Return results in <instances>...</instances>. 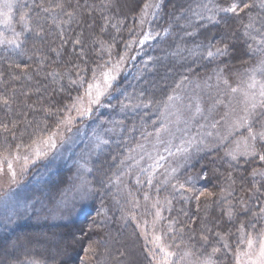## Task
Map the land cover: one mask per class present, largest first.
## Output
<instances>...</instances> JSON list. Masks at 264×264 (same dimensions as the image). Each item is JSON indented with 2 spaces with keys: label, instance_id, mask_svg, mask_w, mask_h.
<instances>
[{
  "label": "trees",
  "instance_id": "obj_1",
  "mask_svg": "<svg viewBox=\"0 0 264 264\" xmlns=\"http://www.w3.org/2000/svg\"><path fill=\"white\" fill-rule=\"evenodd\" d=\"M230 1L228 0L227 3ZM34 2L39 3L40 0H26L23 4L32 5ZM192 2L193 0H162V7L159 8L152 22V30L163 33L159 42L168 45L170 42L179 41L191 45L198 42L200 38L205 43L211 40L218 46L228 44L229 55L219 59L225 60L230 65L243 62L248 57L245 54L246 44L241 35L240 22L231 14L222 17L219 23L208 24L206 28H200L201 22H194L197 29L196 36L193 39L180 40V25L184 24V20H170V17H176L181 7H187ZM217 2L223 5L226 0H217ZM144 3L145 0H65V12L76 9L71 20L64 15L57 16V19L62 22L59 27L43 19L35 22L29 21L33 29H36L37 23L43 25V36L37 38L34 32L26 33L27 42L24 53L18 55L12 53L11 49L9 52L11 53L10 61L20 63L21 67L24 64L31 65V80L23 76L19 80H13L12 76L20 75L19 70H10L8 62L0 58V74H2L0 75V94L15 92L16 97L10 111L0 108V123H8L10 128L15 123L17 139L12 142L13 150L16 144L22 146L33 144V141L46 137L56 127L58 117L48 115L43 109L55 112L58 108L69 105L73 98L82 93L83 89L78 91L70 89L68 74H71V79H77L76 73L80 70L81 74L87 71L88 77H91V69L99 61L102 43L108 48L114 45L110 49L116 55L125 52L126 45L132 37L136 17L141 12ZM26 10V8H19L20 13ZM106 17L110 18L107 24L105 23ZM170 23V34H164L163 30L168 28ZM187 30L192 31L191 28ZM61 32L63 39L60 37ZM76 39H80L82 44H73L72 42ZM52 49L57 51L54 52ZM82 49L83 55H81ZM5 55L8 54L4 53L3 46H0V57ZM42 58L43 65L38 70L37 65L40 64ZM158 62L162 61L158 60ZM173 66L170 65V68ZM192 66L191 73L198 74V70L205 69V67L202 69L201 66L198 67V63ZM156 70L159 72L158 76L162 74L159 69ZM178 70L179 68H176L168 74L175 78ZM162 71L165 70L162 69ZM48 72L56 75H46ZM146 80H149V75ZM140 84L142 86V81ZM167 86L172 87L168 84ZM148 88L150 87L143 91V98L144 100L151 99L155 103L160 89L150 94L147 91ZM29 105L32 107H28ZM5 135L10 139L12 132L4 133L0 130V139H3ZM5 153H7L6 148L0 147V156ZM120 155L121 153L116 152L115 156H111V153L105 151L95 161L91 170V178L97 193V201L103 197V190L110 193L106 181L116 168ZM221 157L220 154L208 152L202 154L194 162L202 175V177L199 176L202 187L204 185L203 190L207 189L213 193V196H202L197 202L185 201V199L176 197L171 210L167 212L177 229L186 228L185 245L190 253H195L193 255L195 258L201 256L202 253L210 252L212 247L220 246L215 233L228 236L236 232L241 221L251 218V212H248L247 215L234 216L229 221V218L224 215L226 204L219 203L224 201L219 195L222 188L228 191L230 190L228 186L231 185L234 193L229 201L237 203V210H239L238 201L241 199L249 201L251 195L254 183L250 175L252 169L264 167V164L249 163L245 166V159L232 163V161L222 160ZM217 173L221 175V179H218ZM229 173H231V180L227 179ZM256 183L259 186L262 183L261 179L256 178ZM263 198L264 189L259 195V200ZM254 199L257 198L250 200L251 205L254 204ZM259 227H264L262 220ZM138 233L135 225L130 222L109 231L105 224L97 218L92 219L87 214L64 223L18 225L12 230L0 233V264H18L19 261L25 259L36 260L44 264H149L147 245ZM202 233L209 235V243L206 246H202L203 242L200 241ZM189 236H194V239L189 241ZM11 242H15L16 247L11 251H6V246ZM229 243L234 251L238 243L237 236H230ZM41 246H44L43 250L38 248ZM89 246L97 250L95 256L85 251ZM51 248L55 251L49 252ZM197 249L200 251L197 252ZM213 260L216 264H232L233 262L231 255L226 258L222 253L214 256Z\"/></svg>",
  "mask_w": 264,
  "mask_h": 264
},
{
  "label": "rangeland",
  "instance_id": "obj_2",
  "mask_svg": "<svg viewBox=\"0 0 264 264\" xmlns=\"http://www.w3.org/2000/svg\"><path fill=\"white\" fill-rule=\"evenodd\" d=\"M25 1L16 0L13 11L9 14L11 20L10 26L0 23V33H3L5 37H11L12 27L16 31H21L22 25L19 22L21 15L19 5ZM150 2L155 4L156 2L161 3L162 0H150ZM227 2L228 0L223 5L226 6ZM158 10L156 9L157 13ZM226 15L221 14L219 21ZM141 18L142 12L136 17L131 40L127 43L125 52L121 54L125 55L126 59L113 72L114 75H117V81L114 82L111 97L104 100L106 104L110 102L112 105H115V109L101 107L93 112L90 117H84L82 119L77 117L71 125L67 126L72 129L70 132L65 130V126H61L59 131H57L56 125L50 132V134L56 133V148H49L43 144L22 146L19 150L20 155L27 154L35 162L28 166L27 172L22 177L17 176L16 183L11 182L10 175L7 173L6 163L3 165L4 171L0 173V233L12 230L18 225L69 222L87 214L92 219L97 218V220L105 224L109 228V231H113L116 227L120 228L129 222L134 224L139 232L140 238L146 243L149 250L152 247L151 239L153 234L154 210L147 207V204L150 202L144 200V191H149L153 200L157 194L154 188L149 189L146 184H136V174L139 172V169H150V165L157 154L163 155L165 161L162 163H164L165 168L176 167L177 164L181 165L180 171L177 174L180 182H184L188 177H192L194 185L188 186H194L196 189L203 191L202 175L198 171V168L195 167L196 163L194 164L198 157L204 153L214 152L215 154H220L222 160L230 161V158L225 156V150L230 147H235V142L247 135V130L242 128L232 132L230 139L223 146L218 141L220 136L226 135L231 131L228 125L231 124L236 116L241 114L240 109L243 107V95L241 93L235 94L231 101V107H234L236 111L231 112L223 105L215 104L214 89L211 92L208 89H196V97H198L200 106L204 110L203 115L207 119H203L200 116L191 118L189 111L183 105H187L189 98L193 97L195 83L206 80L209 75H212L210 83L215 85L216 78L213 73L217 68H223V77L227 78L233 87L237 86L240 84L241 79L244 78L242 76L244 69L251 67L255 63V58L248 56L243 62H235L234 65H230L222 59L215 60L212 63L200 61L198 62V67L201 66V69L205 67V69L202 71L198 70V74H188L189 80L193 83L184 82L181 87L177 88V82L180 81L181 75L187 74L184 72V67H193V64L191 61L186 64L183 62L177 63V60L171 56V52L175 49L176 43H188L173 41L168 45H164L159 42L163 36V33H161V36L155 37L153 40L146 41L145 44L140 45L139 40L142 38V33L148 31L149 27L153 34H155L152 30L153 19L150 26L147 24L141 26ZM194 22L200 21L194 20ZM200 41L202 39L199 38L198 42ZM191 45L189 43L188 46ZM119 56L110 48L103 45L100 49L99 61L94 68L97 65H105V61L109 60V58L111 59V64L105 65V67L111 68L116 64ZM149 57L153 59L149 60ZM158 60L162 62H158ZM174 60L176 63L173 62ZM170 65L174 66L170 68ZM176 68H179V70L177 76L173 78V75H169L168 73H171V70ZM156 69H159L162 74L158 76L159 72ZM162 69L165 71H162ZM147 75H149V80L145 81ZM141 81L142 86L140 84ZM167 84L172 87L169 88ZM241 86L243 87L244 85ZM147 87H150L147 90L150 94L160 89V93L157 94L158 99L151 107L133 111H120L118 102L121 99H124L126 95L135 97L137 94L145 91ZM116 89H119V91H116ZM173 89L176 90L177 95L183 98V104L178 101L175 107L166 108L163 101L173 92ZM196 97H193V103H195ZM72 102L73 100L69 105ZM84 106L87 107V98L84 100ZM226 111H229V115L225 120H221V117H224ZM72 115L76 116L75 111L72 112ZM110 121H123V125H118L113 129ZM215 121H221V123L217 128L213 129L210 125ZM200 125H204V127L202 128ZM157 129H161L159 133H157ZM208 132H212L213 135L207 136L206 134ZM97 135L105 140H109L110 143L96 147ZM189 138L195 139L197 143L200 139H204V145H201L203 150L196 151L195 146L190 148L187 160H184L180 154L169 156L168 151H165L167 148L171 152L176 153L177 146H187L182 145L181 140H188ZM137 145H142V147H137ZM212 145H216V147H212ZM37 148L46 151L47 154L37 159L35 157V150ZM128 149H134V151L129 152ZM105 151L109 154L111 153V156H115L116 152L117 154L121 153V155L118 158L119 161L116 164V168L111 173V177L106 181L110 193L103 190V197L97 201V193L93 187L91 170L95 161ZM129 156L139 161L138 167L134 164L133 159H125ZM239 159L245 158L238 156ZM122 160L125 161L124 166H121ZM22 163V160L19 162L14 161V167L17 172H19ZM128 165H133L131 173H129ZM121 171L128 174L121 177L123 183H117L115 177L119 176ZM163 171V168L157 170L158 173ZM217 175L218 179H221V175L219 173ZM257 178L260 179L259 177ZM110 180L111 183H109ZM125 184L127 187L124 186ZM129 191L139 201V208L131 207L129 201L132 200V197L128 196ZM228 191H231L232 194L234 193L231 187ZM185 194L191 197L188 201L197 202L195 196L199 195V191L195 194ZM159 197L161 200L165 197L171 199L172 205L176 197L184 199L180 192L171 193L170 190L161 191ZM259 201L264 202V198ZM219 203L227 204L226 201ZM257 204L258 199H254L253 205ZM258 210V207L253 208V211ZM168 211L169 209L167 207L162 210V216L165 219L157 225V231L161 227L166 229L170 224L174 229H177L173 220L167 214ZM145 236H147V242ZM170 240L171 234L165 242L170 243ZM177 244H179V240H177ZM14 247H16L15 242H11L6 246V251H11ZM186 247V245L180 247L181 255L185 251H188ZM244 247L245 245H240L241 250ZM38 248L43 250L44 246ZM170 250L175 251L176 245H172ZM54 251V248L49 249V252ZM200 257L201 259L203 258L202 255ZM178 258L174 257V259ZM148 259L150 264V257ZM190 261H196V258L191 255L183 264H190ZM18 264L44 263L32 259H25L19 261Z\"/></svg>",
  "mask_w": 264,
  "mask_h": 264
},
{
  "label": "snow or ice",
  "instance_id": "obj_3",
  "mask_svg": "<svg viewBox=\"0 0 264 264\" xmlns=\"http://www.w3.org/2000/svg\"><path fill=\"white\" fill-rule=\"evenodd\" d=\"M16 0H0V23L5 25H11V20L9 14L12 13L13 7ZM70 6V5H68ZM20 8H26V11H23L20 15V23L22 25L21 31H16L14 27L11 28L12 35L11 37H5L3 33H0V46H3V52L7 53L3 57L6 62H8L9 69L19 70L20 75L12 76L13 80H19L21 76L25 77L28 80H31L32 67L29 64H24L21 67L20 63H16L14 60L10 61L11 49L12 53L21 55L24 53L25 44L27 42L26 33L34 32L35 37L41 38L44 34V27L42 24L37 23L36 29H33L29 21H40L41 19L49 21L50 24L59 27L62 23L57 19V16L64 15L71 20L75 14L76 9L73 8L72 11L65 12V0H40L39 3H33L32 5H27L21 3ZM162 7V4L156 2L153 4L150 0H145V3L141 9L142 18L140 19V25L145 24L151 25L152 19L157 15L156 9ZM254 9H257L254 11ZM43 14V15H42ZM221 14H231L236 17L240 22L241 35L244 38V43L247 47V52L245 53L250 58H255V63L248 68L244 69L240 84L233 87L227 78L223 77V68H217L213 73L216 78L215 85L211 84L212 75H209L206 80L195 83L193 90V97H196V89H208L210 92L214 89L215 104L223 105L225 108L229 109L231 112H235L236 109L231 107V101L233 100L235 94L241 93L244 97L242 104L243 107L240 109L241 114L236 116L231 124L228 125L229 131L226 135L220 136L218 143L223 146L227 142L232 132L238 131L239 129H246L247 135L240 138V140L235 142V147H230L225 150V156L230 158V161H236L238 163V156H243L245 158V166L249 163L264 164V0H231L230 3H227L226 6L221 5L217 0H193L191 4L187 7H181L179 9L176 17H170L171 19L184 20V24L180 25L181 33L180 40L185 41L187 39H193L197 34V29L194 26V20L200 21V28H206L208 24L219 23V16ZM246 17V22H245ZM110 18H105V23L109 22ZM115 27V25H113ZM191 28L192 31L187 29ZM171 23L168 28H165L164 34H170ZM103 31V29H101ZM131 31V30H130ZM161 36L160 32H153L149 27L148 31L142 33V38L139 40V44L143 45L146 41L153 40L155 37ZM61 39H63V33H60ZM75 45H81L82 42L80 39H76L72 42ZM103 47V43L101 45ZM114 47V45L109 46ZM56 52V49H52ZM59 56V52H57ZM83 55V49L81 51ZM229 55V45L223 44L218 46L213 44L211 40L207 43L200 41L193 43L191 46L182 43H176L175 49L171 52V56L177 60V63H187L191 61L193 65H196L200 61L207 63H212L215 60H218L221 57H226ZM126 59L125 55H120L116 64L111 68L105 67V65L111 64V59L105 61V65H97L96 68L91 69L92 76L88 77L87 71L81 74L80 70H77V79H71V74L69 73V87L73 90L83 89V93L73 98L71 105H65L62 108H58L55 112H51L49 109H43L48 115H55L58 117L57 121V131H59L61 126H65L66 131H71L68 125H71L77 117L84 118L90 117L93 112L97 111L101 107L113 108L115 105L109 103H104L106 98L111 97V90L114 88V82L117 81V75H114L113 72L118 69L122 62ZM153 59L149 57V60ZM10 61V62H9ZM87 63V61H83ZM43 65V58L41 59L40 64L37 65V69L40 70ZM183 66V64H181ZM78 68V66H77ZM192 67H184V72L187 74L181 75L180 81L177 82V88L181 87L184 82L193 83L189 80V75L192 72ZM2 75V74H0ZM46 75H53L55 73L48 72ZM63 79V76H61ZM241 85H244L243 87ZM119 91V89H116ZM27 95V93H24ZM144 93L141 92L135 97L125 96L124 99H121L119 103V109L121 112L133 111L136 109H147L153 105V101L148 99L144 100ZM193 97L189 98L187 105L183 107L189 111L191 118L200 116L203 119H207L203 115L204 110L200 106L198 97L193 103ZM87 98V107L84 106V100ZM15 92L8 94H0V108L10 111L12 105L15 102ZM127 100V102H125ZM183 104V98L176 94V90L173 89V92L169 94L165 101H163L166 108L175 107L176 102ZM227 101V102H226ZM159 103V102H157ZM28 107H32L29 105ZM34 110V109H33ZM75 111L76 116L72 115V112ZM229 115V111L225 112L224 117H221V120ZM143 119V117H141ZM113 125V129L116 126H122L123 121H110ZM221 121H215L211 123L210 127L215 129L220 125ZM204 127V125H200ZM0 130L4 133L12 132L11 138L7 135L0 139V147H4L7 150V154L3 155L0 158V173L4 171L3 165H7V173L10 175V180L12 183L17 182V176H23L30 164H34V160L27 154L21 156L19 150L21 149V144L15 145V151L12 149V142L16 141L17 137L15 134V123H13L12 128L9 127L8 123H0ZM111 130V129H110ZM109 130V131H110ZM161 129H157V133ZM56 133H52L47 137L38 138L33 141V144H43L47 145L49 148H56L57 144L55 141ZM207 136L213 135L212 132H208ZM219 135V133H217ZM96 147L101 145H107L110 143L109 140H105L99 135L96 136ZM204 139H200L199 142L193 138L188 140H181L182 145H187L186 147L177 146L176 153L168 151L169 156H175L180 154L183 156L184 160L188 159L189 149L195 146L196 151H202L203 148L201 145H204ZM137 147H142V145H137ZM216 147V145H212ZM129 152H133L134 149H128ZM47 153L44 150L37 148L35 150V157L39 159L40 157L45 156ZM115 159V157H114ZM133 159L134 164L138 167L139 161L134 160L133 157L129 156L125 158ZM23 161L22 165L17 172L14 167V161L19 162ZM165 157L163 155L157 154L153 159L152 164L149 168H140L139 172L136 174V184L144 185L146 184L149 189H155L156 198L153 200L150 196L149 191H144V200L150 202L147 204L148 208L154 210L153 218V234L151 239L152 247L148 250V257H150V264H183L191 255L195 253H190L185 251L183 255L180 254V247L185 245V232L186 228L181 227L179 229H174L172 225H168L166 229L163 227L157 231V225L162 223L165 219L162 216V210L167 207L169 211L172 208V200L165 197L163 200L160 199L159 193L161 191H169L171 193L180 192L181 196L184 197L185 201L191 197L187 196L185 193L195 194L199 191V195L195 196L197 201L200 200L202 196L211 197L213 196L212 192L207 191V189L200 191L194 186V181L192 177H188L184 182H180L178 179V173L180 171V164H177L176 167L165 168L164 162ZM125 161H121V166H124ZM133 165H128L129 173H131ZM164 169L163 172L158 173V169ZM123 171L120 172L119 176H116L117 183H123L121 177L127 175ZM250 175L253 178V185L249 201L243 199L238 201L239 210H237V203L228 201V198L232 195L231 191H226L224 188L221 189L220 197L227 202L226 208L224 210V215L229 218V221L237 215H247L248 212H251V218L246 221H241L239 226L236 228L235 233H230L228 236L221 235L220 233H215L217 237V243L219 247H212L210 252L206 254H201L197 256L196 261H190V264H216L213 257L217 254H223L226 258L231 255V258L234 264H264V227H259L261 220H264V202L259 201V195L264 189V168L255 167L252 169ZM143 177V178H141ZM162 177V178H161ZM259 177L262 181L259 186H257L256 178ZM228 180H231V173L228 174ZM87 183V182H85ZM111 183V180L109 181ZM127 187V185H124ZM170 186V189H169ZM229 188L231 185L228 186ZM128 196L132 197L130 204L132 208H139V201L134 198V194L129 191ZM252 198L258 199L257 205H251L250 200ZM258 211H252L253 208H257ZM135 219V217H133ZM255 221V222H253ZM147 223V222H145ZM139 227V225H138ZM190 229V226H189ZM210 231V230H209ZM171 234L170 243H166ZM232 235L237 236V248L233 252L231 244L229 243V238ZM194 239V236H189L188 240L191 241ZM147 242V236H145ZM179 240V244H177ZM200 241L203 242L202 246H206L209 243V235L201 234ZM172 245H176V250H170ZM240 245H245L243 250H241ZM86 252H90L92 256L97 254V250L89 246ZM197 252L200 250L197 249ZM174 257H179L174 259Z\"/></svg>",
  "mask_w": 264,
  "mask_h": 264
}]
</instances>
